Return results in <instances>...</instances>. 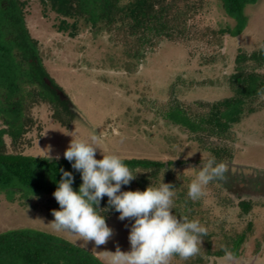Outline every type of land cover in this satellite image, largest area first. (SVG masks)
<instances>
[{"label": "rangeland", "instance_id": "rangeland-1", "mask_svg": "<svg viewBox=\"0 0 264 264\" xmlns=\"http://www.w3.org/2000/svg\"><path fill=\"white\" fill-rule=\"evenodd\" d=\"M203 2L204 9L191 19V24L214 29L235 25L217 0ZM24 15L32 38L39 43L45 71L70 100L73 117H67L71 123L66 127L55 119L49 105L32 106L27 113L32 120L29 131L17 146L6 139L8 151L52 159L59 156L57 160H61L65 159L63 153L73 138L89 140L95 134L106 155L172 162L174 176L161 174L155 181L160 187L178 179L173 189V214L177 215V207L184 205L182 195L185 193L188 198V186L199 171L190 168L200 166L201 160H209L210 155L202 151L200 143L192 140V134L167 125L158 115L163 107L155 105H159L158 102L169 104L172 100L182 104H212L230 97L228 79L234 74L239 50L252 53L264 44V0L247 7L245 30L237 37L226 36L221 47L199 44L190 49L165 41L158 50L146 52L144 59L138 61L125 55L112 34L94 35L82 22L75 37L60 32V18L40 0H27ZM212 57L216 61L206 64ZM260 105L257 113L233 126L234 141L203 136L208 145L210 142L231 145L234 161L224 164L221 178L205 186L204 195L197 200H203L204 204L195 218L203 220L200 225L206 230L228 233L230 237L244 231L248 222L255 226L254 235L240 256L234 258V264H264V100L261 99ZM101 150H97V159L103 158ZM47 199L50 198L25 200L17 195L9 202L0 194V233L31 229L52 234L89 250L104 264H109V252L114 253L117 247L130 251L128 236L134 221L110 218L106 223L113 229V236L105 245L95 246L94 241L86 242L69 233L55 232L49 224L54 217ZM247 200L251 204L248 214L239 208V204ZM221 238L217 237L216 242ZM213 247L216 251L220 248L219 245ZM200 248L202 252L207 249L204 239ZM202 257V263H195L233 264L226 256ZM170 264L191 262L173 257Z\"/></svg>", "mask_w": 264, "mask_h": 264}, {"label": "trees", "instance_id": "trees-1", "mask_svg": "<svg viewBox=\"0 0 264 264\" xmlns=\"http://www.w3.org/2000/svg\"><path fill=\"white\" fill-rule=\"evenodd\" d=\"M45 7L60 18L58 30L75 37L79 22L89 27L94 35L106 32L123 47L125 55L133 60L144 59L146 52L158 50L165 41L192 49L194 45L221 47L226 36L237 37L248 25L246 9L258 0H217L225 14L235 21L233 27L214 29L198 28L191 24L204 9L203 0H40ZM27 0H0V194L13 202L17 195L30 200L47 196L50 211L59 210L53 193L61 179V168L72 172L74 190L79 189L82 179L66 159H52L14 154L8 151L6 139L17 146L29 131L31 118L27 115L36 104L49 105L55 119L69 126L73 117L71 102L60 86L45 71L39 43L33 39L26 24L24 7ZM69 21H72L71 23ZM2 29V32H1ZM4 30V31H3ZM192 47V48H191ZM194 56V53L191 52ZM212 57L206 64L215 62ZM264 44L252 53L239 50L235 59L234 74L228 79L230 97L214 102L159 103L163 107L158 113L167 124L193 135L192 140L200 143L202 151L217 163L231 164L234 152L231 145L208 143V139L234 141L232 129L245 118L258 112L260 97L258 90L264 89ZM262 106V105H260ZM259 107V108H258ZM209 141V140H207ZM137 175L122 191H144L149 186L159 187L155 179L172 175L174 163L147 159H123ZM161 176V177H162ZM161 179V178H160ZM178 180V179H177ZM177 180L169 184L173 189ZM184 204L177 207L178 217L197 221L195 216L203 207V200L192 201L182 195ZM105 196L100 207H107ZM242 213L248 214L251 204L247 200L239 204ZM106 221L119 217L114 210H103ZM202 224L203 220L199 219ZM207 225L210 223L206 222ZM202 226V225H201ZM211 226V225H209ZM202 238L207 249L201 248L197 255L188 260L191 264L202 263L205 256L225 257L230 253L238 258L249 238L255 233V226L248 222L244 231L230 234L206 230ZM210 229V228H209ZM222 238L216 242V238ZM214 242V243H212ZM219 245V250L213 246ZM202 257V258H201ZM0 264H104L89 250L73 245L52 234L16 229L0 233Z\"/></svg>", "mask_w": 264, "mask_h": 264}, {"label": "clouds", "instance_id": "clouds-1", "mask_svg": "<svg viewBox=\"0 0 264 264\" xmlns=\"http://www.w3.org/2000/svg\"><path fill=\"white\" fill-rule=\"evenodd\" d=\"M257 95L264 100V89L258 90ZM99 144L95 134L89 140L73 138L63 153L72 169L80 174L82 184L78 191L74 190L73 173L59 170L62 176L53 196L60 207L51 212L54 217L49 223L51 228L86 242L94 241L95 246L105 245L113 236V229L102 211L114 210L120 221L128 219L134 223L128 236L130 251L117 247L114 253L109 252V264H170L173 257L187 261L197 255L206 231L198 221L173 214V185L163 183L144 191H122L137 175H133L119 155H106ZM98 149L102 159L96 158ZM190 169H199L187 193L188 198L197 201L204 195L205 186L223 176L225 165L209 159ZM105 196L107 207L102 209ZM226 259L234 264L230 253H226Z\"/></svg>", "mask_w": 264, "mask_h": 264}, {"label": "flooded vegetation", "instance_id": "flooded-vegetation-1", "mask_svg": "<svg viewBox=\"0 0 264 264\" xmlns=\"http://www.w3.org/2000/svg\"><path fill=\"white\" fill-rule=\"evenodd\" d=\"M264 183V182H263ZM264 185V184H263ZM264 187V186H263Z\"/></svg>", "mask_w": 264, "mask_h": 264}]
</instances>
